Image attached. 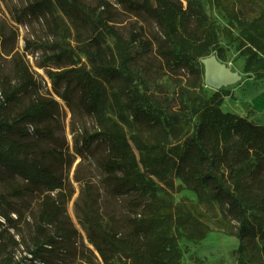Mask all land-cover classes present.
<instances>
[{"label": "trees", "instance_id": "16d2710c", "mask_svg": "<svg viewBox=\"0 0 264 264\" xmlns=\"http://www.w3.org/2000/svg\"><path fill=\"white\" fill-rule=\"evenodd\" d=\"M25 1L22 17L56 25L66 19L77 41H88L89 69L77 67L73 51L57 43L46 53L47 72L56 94L66 102L75 99L94 121L95 130L82 135L83 148L97 157L131 216L117 230L87 198L81 219L94 251L77 252V230L61 197L53 196L64 188L55 169L62 157L47 147L56 138L49 123L59 103L36 97L37 82L14 58L11 73L0 66V264H91L93 257L101 264H183L179 241H201L211 229L197 216L196 204H174L168 193L159 195L158 183L174 190L172 177L200 197L207 194L236 223L238 264L263 261L264 124L221 109L225 95L204 89L201 60L212 54L225 59V38L236 44L244 73L263 79L264 0H210L225 27L200 0H116L157 29L154 42L142 43V53L155 50L169 70L201 78L199 92L176 110L141 89L144 81L132 69L140 58L133 54L139 39L126 42L110 24V2L101 3L109 13L102 17L84 0ZM134 126L128 137L125 128ZM142 132L156 133L155 139H143Z\"/></svg>", "mask_w": 264, "mask_h": 264}, {"label": "rangeland", "instance_id": "374dc122", "mask_svg": "<svg viewBox=\"0 0 264 264\" xmlns=\"http://www.w3.org/2000/svg\"><path fill=\"white\" fill-rule=\"evenodd\" d=\"M84 1L102 17H108L109 13L104 12V8L100 6L104 0ZM106 1L112 4L110 24L126 42L139 39L133 48V54L140 55V58L132 69L144 81L142 90H147L151 97L168 105L172 110H176L182 102H188L189 97L199 92L201 78L194 77L186 71L169 70L157 58L155 50L147 55L142 53V43L154 42L159 35L151 21L130 15L116 3V0ZM200 1L209 17L220 26H227V20L211 5L210 0ZM257 1L259 4L262 2V0ZM25 4V0H0V66L4 72L11 73L16 68L14 58L22 61L21 64L29 68V72L37 82L34 95L41 98H53L59 103L55 118L49 123L56 138L48 143L47 147H54L57 150L56 153L62 157L60 162L57 160L55 169L62 177L64 188L55 192L53 196L56 199L61 197L67 215L77 230V252L88 255L89 250L94 251V247L89 242L88 232L81 219V209L87 198L91 197L92 201H95L98 210L106 218L110 217L117 230L127 227L131 210L128 208L127 200L113 195L97 157L87 153L83 148L82 135L84 131L95 130L94 121L81 111L75 99L69 102L62 100L56 94L48 76L47 71L51 69V65L48 66L49 60L46 55L50 53L49 48H53L57 43L73 51L77 67L89 69L90 63L83 44L85 40L77 41L75 30L66 19L60 20L56 25L47 23L42 18L29 21L22 17L21 8ZM48 25H52L53 29H49ZM27 41L31 42L29 46ZM221 43L226 51V57L219 61L242 77L240 82L219 90L225 95L221 109L224 112L245 117L255 124H264V78L258 80L244 73V59L240 57L236 44H229L225 38H222ZM202 66L204 69L203 64ZM204 77L202 80L204 89L212 95L216 90L205 85ZM27 104L28 100L25 99L24 106ZM125 131L129 137L135 133L136 127H126ZM155 134L140 133L147 141H153ZM172 178L174 190L158 183L159 195L168 193L172 196L174 204L182 201L196 204L197 216L209 224L211 229L206 238L201 241L194 242L186 239L179 241L183 253L182 263L238 264L239 240L235 236L236 223L226 219L218 205L213 203L207 194L200 197L196 192L186 188L179 179ZM33 204L36 210L37 205ZM22 250L21 247L18 251L19 255ZM66 264H79V259L68 261ZM91 264H101V261L93 257ZM255 264H264V260L257 259Z\"/></svg>", "mask_w": 264, "mask_h": 264}, {"label": "water", "instance_id": "95a60500", "mask_svg": "<svg viewBox=\"0 0 264 264\" xmlns=\"http://www.w3.org/2000/svg\"><path fill=\"white\" fill-rule=\"evenodd\" d=\"M205 70V85L216 91L232 86L241 80V75L232 72L225 64L219 61L216 55L201 60Z\"/></svg>", "mask_w": 264, "mask_h": 264}]
</instances>
